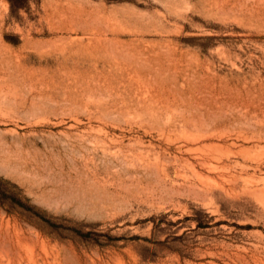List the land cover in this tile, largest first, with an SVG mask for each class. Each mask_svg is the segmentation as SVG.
Returning a JSON list of instances; mask_svg holds the SVG:
<instances>
[{"label": "rangeland", "instance_id": "1", "mask_svg": "<svg viewBox=\"0 0 264 264\" xmlns=\"http://www.w3.org/2000/svg\"><path fill=\"white\" fill-rule=\"evenodd\" d=\"M0 264H264V0H0Z\"/></svg>", "mask_w": 264, "mask_h": 264}, {"label": "bare ground", "instance_id": "2", "mask_svg": "<svg viewBox=\"0 0 264 264\" xmlns=\"http://www.w3.org/2000/svg\"><path fill=\"white\" fill-rule=\"evenodd\" d=\"M94 192V191H93ZM97 193V192H96Z\"/></svg>", "mask_w": 264, "mask_h": 264}]
</instances>
